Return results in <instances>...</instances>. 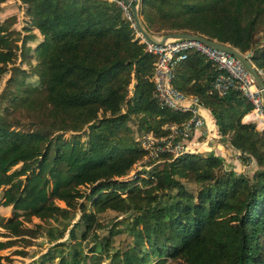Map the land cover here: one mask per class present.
<instances>
[{
	"label": "trees",
	"instance_id": "1",
	"mask_svg": "<svg viewBox=\"0 0 264 264\" xmlns=\"http://www.w3.org/2000/svg\"><path fill=\"white\" fill-rule=\"evenodd\" d=\"M18 2L25 34L11 28L12 17L0 20V80L18 57L26 61L25 44L38 35L32 50L35 83L20 82L27 97L14 103L38 119L34 130L22 132L0 115V206L12 210L0 222V236L6 238L0 250L12 238L33 236L24 222L34 216L55 223L47 238L51 248L29 264H100L98 248L105 251L106 242L89 227L96 213L111 210L132 213L126 228L132 242L115 250L110 264H264V131L241 121L247 114L244 120H251L252 103L236 88L221 97L210 91L219 71L189 50L174 66L172 86L197 96L219 138L257 168L251 178L234 177L219 172L223 160L214 152L185 153L143 171L145 177L138 171L122 181L143 155L136 135L158 133L160 125L188 117L156 104L155 56L144 51L116 0ZM138 14L150 34L189 33L241 54L252 51L249 60L264 73V47L255 39L264 33V0H140ZM131 116L138 119V130L129 127ZM256 119L261 128L264 121ZM85 125V141L53 135ZM183 178L199 184L200 195L187 192Z\"/></svg>",
	"mask_w": 264,
	"mask_h": 264
},
{
	"label": "rangeland",
	"instance_id": "2",
	"mask_svg": "<svg viewBox=\"0 0 264 264\" xmlns=\"http://www.w3.org/2000/svg\"><path fill=\"white\" fill-rule=\"evenodd\" d=\"M19 0H3V2L0 5V20H3L7 17H12V20H14V24L11 26L12 29L17 30L20 32L21 35H24L25 32L23 31V7L21 6V3L18 2ZM7 33V32H5ZM36 33V32H35ZM37 35V34H35ZM151 35L154 36H160L155 35V33H152ZM255 39L257 40V44L259 47H264V33L259 32L256 34ZM39 41V36H35L32 40H29L26 42V46L29 48V51L27 52V58L26 61H22L19 59V57L14 61V63L9 64L5 70V72L1 76L0 80V115L2 117H5L8 121V123L11 124V128L25 132V131H31L34 130L36 127L33 123L37 117V113L33 112L31 110H28L26 107L21 106L19 107L18 104L17 107H14V103L17 99H26L27 93L24 92V86L20 85V82L31 84L35 83L36 78L32 75L31 69L32 65L34 64V59L32 55V50ZM19 43V42H18ZM248 53V56L250 58V55L253 53L249 50L242 53L245 55ZM259 53V52H257ZM251 62V61H250ZM243 75H246V70L242 67L240 68ZM241 83V82H240ZM39 87V83H36ZM134 85V82L131 83L130 88ZM256 84H251V87L249 88L251 91H255ZM17 89L18 92H17ZM131 91L129 92V94ZM241 95H243L242 91L240 92ZM247 97L252 98L253 100H258L257 104L260 103V96L250 95L247 92ZM257 109V110H255ZM248 113H252V121H246L251 122L254 125V129L258 131L259 133H262L264 131V125L262 127L257 126V119L260 118L264 121V116H261L259 114V106L256 105L253 107L251 111ZM42 118V117H40ZM40 123V120H39ZM129 127L134 130L139 129L138 119L131 116L130 119L127 121ZM159 122L156 124L158 125ZM44 124V122H43ZM142 129V128H140ZM88 130L87 125H85L80 131L72 132H55L53 135L60 134L62 136L63 140H70L71 137L75 136L80 141H85V134ZM120 141L123 143H127L128 139L125 138L124 135L121 136ZM207 146L209 150L202 151L199 154L200 155H206L208 152H214L216 153L217 157L222 158L223 162L220 164L219 172L222 174L232 173V175L235 177H238L239 174H244L248 178L252 177V174L254 173L255 169L257 168V165L253 161H247L244 162L239 158V155L232 149L229 148L228 144L222 141L220 138L217 137H211L210 140H208ZM50 153L52 154L54 151V145H51L49 148ZM136 170V167L131 166L130 170L125 176H122V181H129L133 177V172ZM138 171L141 172V176L143 175L145 177V173L143 171H148V169L140 168ZM137 171V172H138ZM182 185L184 186L185 190L189 193H191L194 197L200 195L201 193V187L199 184H197L193 179L191 178H183L180 180ZM144 187V186H142ZM80 190L84 191L85 193L88 192V190L85 191L84 187H81ZM78 201H84L83 197L78 198ZM61 206L63 205L62 202H57ZM89 202H86V205H89ZM21 213V212H20ZM74 212L71 216H73ZM131 212H125V213H118L111 210H105L103 212H99L95 214V222H98V227L95 226V222L91 224L89 227V232L92 231V229H96V233L98 234V237L102 239L104 238V241L106 242V250L103 251L102 249L98 248V254H101L102 261L100 264H110V255L117 249H126L128 246H131V237L127 234L126 228L128 225H130L131 220ZM12 216V210L10 208H5L0 206V217L2 220H5L6 218H10ZM78 213L76 212L74 215V221L77 219ZM23 218L22 215L19 216V219ZM73 221V222H74ZM55 222H51V220L39 219L38 217L32 216L30 218L29 222H24V225H26L29 229H31L34 233L33 236H25V239L22 240V238H12L11 241L7 242L8 247L0 250V255L2 256L0 260V264H29L30 260L33 258H36L43 252H45L51 245L47 244V238L50 236V232L52 230V224ZM38 225V226H37ZM37 226V227H36ZM108 231L112 232V235L108 234ZM4 230L0 228V235L3 233ZM89 235V234H88ZM65 238V234L63 238L57 240L62 241ZM6 238H3L0 236V240H5ZM100 239V240H101ZM51 248V247H50ZM142 251L146 249V247L140 248ZM86 251V249H84ZM162 259H164L166 262H168V257L165 254ZM153 261L152 263H154ZM45 264H48L46 262Z\"/></svg>",
	"mask_w": 264,
	"mask_h": 264
},
{
	"label": "built area",
	"instance_id": "3",
	"mask_svg": "<svg viewBox=\"0 0 264 264\" xmlns=\"http://www.w3.org/2000/svg\"><path fill=\"white\" fill-rule=\"evenodd\" d=\"M128 1L137 7L139 6L140 0ZM117 3L121 6L127 20H129L135 38L144 44V51L154 55L156 58L152 75V96L156 104L159 108L188 114L187 119L181 123H164L160 125L158 130L160 132L158 133L149 130L136 135V141L143 155L133 164L136 167V170L133 172V177H135L136 172L140 168L147 170L159 162L174 159L185 153H197L209 150L207 146L208 140H210L209 129L201 114L203 107L198 97L195 95H186L176 90L171 84L174 66L179 61L185 59L186 53L189 50L201 53L219 71L210 83V91L221 97L230 88H236L240 92L242 91V96L248 99L253 107L258 105L259 114L264 116L261 99L260 103L257 104V99L253 100L247 97V92L250 95L255 94L259 97L260 91L256 85L255 91L249 89L255 81L234 56L224 50L207 46L200 41L189 38H169L159 45L144 41L133 23L129 9L123 3L118 1ZM243 57L250 62L248 53L243 55ZM242 67L246 70V75H243L240 69ZM254 69L264 88L263 71L255 67ZM198 137H203V139L196 141L195 138ZM211 137L219 138V135Z\"/></svg>",
	"mask_w": 264,
	"mask_h": 264
},
{
	"label": "water",
	"instance_id": "4",
	"mask_svg": "<svg viewBox=\"0 0 264 264\" xmlns=\"http://www.w3.org/2000/svg\"><path fill=\"white\" fill-rule=\"evenodd\" d=\"M116 1L123 3L129 9L131 16H132L133 23H134L137 31L142 36L144 41H147V42L152 43L154 45H159L169 38H189V39L200 41L207 46H211V47H214L217 49L224 50V51L230 53L232 56H234L244 66V68L250 73L253 80L255 81L256 86L260 91L261 107H262V111L264 114V88H263V84H262L260 78L258 77L257 73L255 72L253 65L248 60H246L239 51H237L235 48H232L228 45L221 44L215 40H209V39H206L205 37H201V36H197V35H191L189 33L174 32V33L162 34L158 37L151 35L143 27V25L141 23L140 16L138 14V7L136 5H133L128 0H116Z\"/></svg>",
	"mask_w": 264,
	"mask_h": 264
},
{
	"label": "crops",
	"instance_id": "5",
	"mask_svg": "<svg viewBox=\"0 0 264 264\" xmlns=\"http://www.w3.org/2000/svg\"><path fill=\"white\" fill-rule=\"evenodd\" d=\"M201 114L203 115L205 121H206V125H207V128L209 129V139L211 138V136H215V135H218L217 134V131H216V127L214 125V120L209 112V110H207L206 108H203L202 111H201ZM245 117H250L248 116V114L246 116H243L241 121L242 122H246V121H252V120H244ZM254 117V116H253ZM197 134V133H196ZM195 134V135H196ZM197 137V136H196ZM220 137V136H219ZM203 139V137H198V138H195L196 141H201Z\"/></svg>",
	"mask_w": 264,
	"mask_h": 264
}]
</instances>
